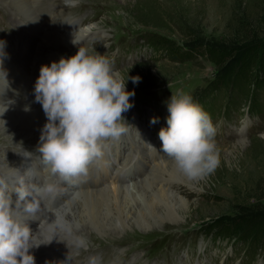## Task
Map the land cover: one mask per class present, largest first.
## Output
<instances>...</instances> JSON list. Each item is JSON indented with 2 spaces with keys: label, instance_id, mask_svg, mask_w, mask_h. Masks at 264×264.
<instances>
[{
  "label": "rangeland",
  "instance_id": "374dc122",
  "mask_svg": "<svg viewBox=\"0 0 264 264\" xmlns=\"http://www.w3.org/2000/svg\"><path fill=\"white\" fill-rule=\"evenodd\" d=\"M45 6L48 9L43 14L35 11L40 20L46 21L43 28L50 30L46 25L51 24L64 32L66 27L62 25L70 16L79 19L81 28L88 29L75 40L78 44L68 39V50L54 52L57 62L61 57L75 55L83 47L90 55L109 59L112 70L126 83V90L134 91L135 95L130 97L134 106L123 113L124 121L120 122L126 131L138 121L143 126L142 131L139 128L141 134L150 129L153 136L159 137L160 129L167 127V102L172 94L183 93L190 95L211 117L219 151L220 162L214 173L191 186L186 181L173 182V189L188 203L185 209H176L171 218L166 214L164 218H155L146 226L136 220L135 226L129 221L112 236L97 232L86 235L89 246L82 250L83 262L75 264H96L101 260L105 264L111 261L116 264H264V244L254 248L255 244L222 237L217 228H206L216 218L235 222V226L240 224L242 228L248 221L241 216L250 218L255 215L250 209L261 210L264 206V110L260 113L251 106L255 95L264 104V88L254 87L253 97L249 95L252 81H264V55L261 54L257 64L242 65V70L251 77L249 83L234 82L231 86L229 82L225 87L207 90L210 81L222 74L221 65L200 55L177 61L168 52H155L144 37L157 33L187 48L199 44L227 47L231 49L225 52L230 63L246 45H255L260 50L264 44V0H57ZM0 7L5 10L0 11V47L4 44L5 53L29 59L32 42L20 51V40L28 36L30 26L9 5L0 4ZM19 18L23 20L22 32L17 24ZM237 46L239 49H235ZM20 66L34 74L35 67L29 61ZM136 76L140 82L133 84L131 77ZM25 88L28 91L29 84ZM153 117L159 118L158 123H150ZM30 139L22 145L23 149L26 154L36 155L40 140L34 143ZM123 150L139 155L145 151L139 141L130 150L126 146ZM17 151V148L11 150V155ZM74 253L78 257L77 248Z\"/></svg>",
  "mask_w": 264,
  "mask_h": 264
},
{
  "label": "bare ground",
  "instance_id": "6f19581e",
  "mask_svg": "<svg viewBox=\"0 0 264 264\" xmlns=\"http://www.w3.org/2000/svg\"><path fill=\"white\" fill-rule=\"evenodd\" d=\"M53 2H57V0H0V4L9 5L17 13L16 15L19 14L26 21L24 24L31 28L26 38L25 36L21 37L20 51L27 43L32 42L29 59L26 57L20 59L7 51L5 53L6 46L4 44L0 47V56L3 52L5 53L0 57L2 60L0 63V101H14L8 111L0 116V140L6 141L0 145L8 144L7 148H0V190H3L6 196L11 197L13 207H15L17 198L14 189L19 186L21 180L26 185L28 183L40 184L47 177L40 153L26 154L22 146L29 142V138L32 139L30 142L38 143L41 130L47 123V117L41 104L35 102L34 88L39 77L38 70L42 65L50 66L52 62H57L54 52L68 50L70 48L67 44L68 39L77 40L88 31V29L81 28L79 19L76 20L77 18L70 16L66 18V26L62 25V27H66L64 32L51 24L46 25L51 28L50 30L43 28L46 21L40 20L35 13L43 14L48 9L45 5ZM0 9L3 12V7ZM39 13L37 14L39 15ZM56 14L59 15V12L56 11ZM3 19L6 21L7 17H3ZM23 20L19 18L17 23L21 32ZM28 61L29 65L32 64L35 67L33 75L28 73L25 66H20ZM36 66H38L37 69ZM27 84H29V88H27L28 91H25ZM25 107H29L30 110L25 111ZM2 120L6 123L4 124ZM135 122L134 128L129 127V130L119 139L103 140L101 142L103 155L89 165L87 175L74 178L71 183L61 184L62 190L57 198L54 201L49 200L42 203L41 211L34 217L24 214L22 208L17 210L21 212L20 219L25 220L34 236L32 244L46 242V237L50 235L47 231V220L51 223L57 212L72 225V236L61 234V240L56 237L50 244H41L39 247L29 249V252L34 256L35 264L83 262L85 247H75L72 242L74 237L84 236L87 238L86 235L92 236L93 232L102 236L105 233L112 236L116 234L117 228H124L125 223L129 221L136 220L137 223L146 226L155 218H164L165 214L171 218L175 215L176 209L186 208L187 201L173 189V185L174 183L178 184L179 181H186L191 186L195 181H189L178 173L171 158L149 147L147 143L160 151L162 142L159 137L152 135L150 129L146 128L147 134H141L139 128L142 131L143 126L138 121ZM238 131V134L241 135L242 128ZM31 133L32 137L29 136ZM34 136L38 140H35ZM137 141L144 147L146 151H143L144 155L128 154L123 150L124 146L127 150H130V147H135ZM9 142L13 145L10 146ZM16 148L19 151L11 155V150L15 151ZM116 164L117 166H115ZM56 182L60 183L58 180ZM133 223L136 226L135 222ZM76 248L79 251L78 257L74 253ZM84 264L93 263L86 262ZM96 264H105V260ZM107 264L116 263L111 261Z\"/></svg>",
  "mask_w": 264,
  "mask_h": 264
},
{
  "label": "clouds",
  "instance_id": "9594fccd",
  "mask_svg": "<svg viewBox=\"0 0 264 264\" xmlns=\"http://www.w3.org/2000/svg\"><path fill=\"white\" fill-rule=\"evenodd\" d=\"M73 43L78 44L75 40ZM4 79L6 86V73ZM131 80L138 84L140 77ZM125 84L119 73L112 70L109 59L90 55L83 47L71 57L41 66L34 94L47 123L41 130L36 151L41 155L47 177L40 184L26 185L21 180L14 189L15 207L11 197L0 190V264H35L29 249L50 244L56 237L60 239L61 234L72 236L71 223L57 212L51 223L47 220L50 235L46 242L32 244L34 236L17 210L22 208L24 214L34 217L41 211L42 203L57 198L61 184L87 175L89 165L103 155V140L119 139L126 132L120 122L124 121L123 113L134 106L130 97L135 93L127 91ZM13 103V100L0 101V116ZM167 109V127L158 133L161 150L145 143L171 158L176 171L189 181L203 180L214 173L220 162L211 117L190 95L183 93L172 94ZM158 120L153 117L150 123L156 124ZM72 242L77 248L88 243L84 236H76Z\"/></svg>",
  "mask_w": 264,
  "mask_h": 264
},
{
  "label": "trees",
  "instance_id": "16d2710c",
  "mask_svg": "<svg viewBox=\"0 0 264 264\" xmlns=\"http://www.w3.org/2000/svg\"><path fill=\"white\" fill-rule=\"evenodd\" d=\"M144 37H146V43L148 44V46L152 48L155 52H168L169 55L177 59V61L190 59L193 58L195 55H200L208 58V60L213 64L221 65L222 69L220 68V66L219 69H221L222 74L219 73L221 75H216L215 78L210 81L207 90H210L211 88H213V90H216L221 86L225 87L229 84V82H232L231 86H233L232 84L234 82L246 81L247 83H249L251 77L248 76V71H246L247 73H245V71L242 70V65L246 62H248L250 66L254 63L257 64L261 54L264 55V44L261 45L260 50L255 45H246L242 49L238 50V56H233L231 58L232 61L228 63V55L225 52L230 51L231 49L227 50V47L225 46V48H222L219 45L207 46L206 44H199L195 48H187L178 45L177 43L157 33H148ZM235 49H239V47L237 46ZM219 69L217 70V72L219 71ZM258 81L259 80L252 81V83L255 85H253L252 83L250 84L251 89L249 95L251 97H253L252 95L254 87H259V89L261 87L264 88V81H262V83ZM252 102L253 103L251 104V106L255 107V110L257 112L261 113L260 110H264V104L259 102L257 95L253 97ZM250 212L251 214L255 215L250 216V218H245L241 216L242 220H245V222L248 221V225L245 224V226L242 227L243 229L240 228V224L238 226H235V222L230 223L227 221L226 223L220 218H216L206 228H210L211 230L217 228L218 232H221L222 237H227V239H231V237H234V240L242 241V243L244 244H255L254 248L257 245L262 246L264 244V206L261 208V210H259V208L250 209ZM257 217H260V219H258Z\"/></svg>",
  "mask_w": 264,
  "mask_h": 264
}]
</instances>
